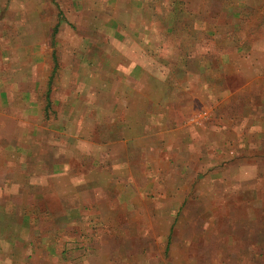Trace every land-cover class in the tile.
Masks as SVG:
<instances>
[{"label": "rangeland", "instance_id": "obj_1", "mask_svg": "<svg viewBox=\"0 0 264 264\" xmlns=\"http://www.w3.org/2000/svg\"><path fill=\"white\" fill-rule=\"evenodd\" d=\"M171 3L150 41L176 70L161 62L143 80L124 60L136 53L80 52L72 25L48 95L50 52L18 74L29 100L0 132L12 264H264V0ZM210 142L225 145L208 160Z\"/></svg>", "mask_w": 264, "mask_h": 264}, {"label": "crops", "instance_id": "obj_2", "mask_svg": "<svg viewBox=\"0 0 264 264\" xmlns=\"http://www.w3.org/2000/svg\"><path fill=\"white\" fill-rule=\"evenodd\" d=\"M163 1L8 0L1 2L0 0V127L3 124L0 132H5L7 125L9 128L12 126L13 116L19 117V115H15L14 110L18 108L15 103L20 100V97L23 98L24 103L29 100L25 99V90L22 91L23 84L17 88V76L18 74H25L24 78L27 74L30 76L33 74V66L43 62L41 55L34 62L33 54L51 53L52 72L47 82L48 95L52 77L59 68V61L56 56L59 43L56 37L60 30L65 27L72 28L74 25L80 35L88 39V42L80 46V52L106 55L118 47L123 54L136 53L137 60L125 56L124 60L128 68L139 70L137 77H143V80L146 73L151 72L150 68H159L161 62L167 61L166 68L176 70L178 67L175 57L166 54L168 51L166 49L159 50L156 44H151L150 41V38L154 37V32H151L153 27L150 25H154L155 19L156 22L161 21V5L167 6L166 15L172 14L170 7L172 0ZM35 2L39 7L35 5ZM106 37L110 38L109 42H107ZM113 38L116 39V42H112ZM126 42H129L130 45ZM76 49L77 45H74L73 50L76 51ZM157 51L162 56L146 55ZM90 56L92 57V55ZM101 58V56L97 58L98 61L102 62V65H98L99 68L110 69L113 67L112 57H105L104 61ZM171 59L173 60L172 64L169 62ZM81 66L90 68L97 65L90 64L89 60L82 61ZM169 73L176 75V72ZM150 81L156 85L161 80L155 73L148 77V82ZM29 106L32 107L31 102ZM157 109H154V112L150 114L154 118L161 116ZM144 115L148 116L149 114ZM173 116H175L173 126H176L177 115L173 114ZM7 117L10 124L6 120ZM224 145L225 142H221V144L210 142L206 146L203 145L204 148L213 151L212 153L207 151L203 155L204 159H215L220 153L218 147L223 148ZM221 154L222 151L220 156ZM1 258L12 264V253L2 254L0 264Z\"/></svg>", "mask_w": 264, "mask_h": 264}, {"label": "trees", "instance_id": "obj_3", "mask_svg": "<svg viewBox=\"0 0 264 264\" xmlns=\"http://www.w3.org/2000/svg\"><path fill=\"white\" fill-rule=\"evenodd\" d=\"M49 93V92H48Z\"/></svg>", "mask_w": 264, "mask_h": 264}]
</instances>
